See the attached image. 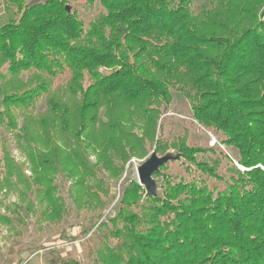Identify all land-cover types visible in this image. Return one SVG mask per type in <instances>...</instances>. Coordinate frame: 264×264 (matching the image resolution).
I'll use <instances>...</instances> for the list:
<instances>
[{
    "label": "trees",
    "instance_id": "16d2710c",
    "mask_svg": "<svg viewBox=\"0 0 264 264\" xmlns=\"http://www.w3.org/2000/svg\"><path fill=\"white\" fill-rule=\"evenodd\" d=\"M74 1L5 2L0 124L36 177L19 174L23 166L5 153L0 184L12 185L15 172L25 187L41 184L43 218L61 222L70 209L51 174L77 177L68 195L92 213V264H264V0H208L198 9L196 0H99L87 18ZM175 91L233 154L192 144L185 126L166 132ZM151 145L189 160L190 177L163 172L168 161L153 174L163 194L140 202L143 187L133 181L119 212L100 222L109 191L100 165L116 178ZM206 150L219 158L197 156Z\"/></svg>",
    "mask_w": 264,
    "mask_h": 264
},
{
    "label": "rangeland",
    "instance_id": "374dc122",
    "mask_svg": "<svg viewBox=\"0 0 264 264\" xmlns=\"http://www.w3.org/2000/svg\"><path fill=\"white\" fill-rule=\"evenodd\" d=\"M205 1L208 0H196V8L198 9ZM5 2L6 0H0V26L6 23V18H1L5 14ZM70 4L72 9H77L80 15L82 17L86 16V18L93 9L101 7L99 0H95L94 5H89L86 0H78ZM7 63V61L0 62V70L6 69ZM38 109L41 111L45 109L43 100L39 103ZM166 115H168V121H166L165 126L168 134L181 133L184 131L185 126L188 128L192 144L204 147L211 146L217 150L220 148L228 154L229 152L234 153V151L220 143V137H223V135H215L212 131L206 130L193 118L191 103L181 93L173 92V102L169 106ZM58 143H61L60 140H58ZM154 149L155 146L151 145L148 146V151L145 154L132 155L123 164L122 174L116 178L111 177L100 165L109 190L107 197L109 200L107 199V203L101 211H97V213L101 212L100 222L114 217L119 212L125 188L133 181L139 182L137 167L150 157ZM87 152L90 154V161L97 163L96 153L94 151L90 152V150ZM168 152L176 153L175 149L172 148ZM5 153L15 163L23 166L19 174L22 173L32 179L36 177L33 164L27 153L20 148L19 142L12 133L7 132L4 126L0 124V178L5 177ZM197 156L207 160L210 158L211 160L219 158L220 155L216 150H206L204 153H198ZM226 163H228L227 160L223 159L220 167L221 173L225 172ZM187 165H190V161L180 157L178 160H171L167 168L163 169V172L189 178L190 175L186 170ZM190 166L193 169L195 168L193 165ZM239 167L243 169L242 166L239 165ZM17 175V172L12 174V185L0 184V264H65L64 261L73 262L74 260L81 264H92V256H87L88 244L93 243V241H90L89 236L96 228L93 227L94 229L90 230L88 227L92 213L87 211L86 208L77 209L74 200L68 195L69 186L78 178H71L64 172L51 174L53 184L58 187L56 196L63 197L70 209L68 215H63L61 222H54L50 219H44L42 216L44 209L46 210L47 207L46 203H42L37 197L39 194L36 191L41 190L43 186L39 183H33L25 187L17 182ZM209 182L213 183L216 180L210 178ZM218 183L221 188L224 186L222 183ZM141 186L143 189L140 192V202H143L147 196L145 186ZM161 186L160 183L157 184V194H163L164 186ZM111 194L114 195V198H110ZM136 211L142 213L139 208ZM111 241H116V239L111 238Z\"/></svg>",
    "mask_w": 264,
    "mask_h": 264
},
{
    "label": "water",
    "instance_id": "95a60500",
    "mask_svg": "<svg viewBox=\"0 0 264 264\" xmlns=\"http://www.w3.org/2000/svg\"><path fill=\"white\" fill-rule=\"evenodd\" d=\"M67 10H70V6L67 5ZM179 154L174 152H168L164 155H159L155 150L152 152L142 164L137 167V177L141 185L146 188V196L157 195V182L153 177V174L159 170L160 166L164 163L175 160L179 157Z\"/></svg>",
    "mask_w": 264,
    "mask_h": 264
}]
</instances>
